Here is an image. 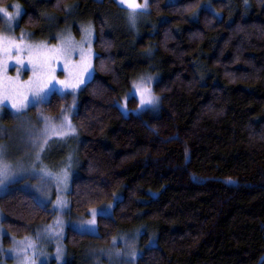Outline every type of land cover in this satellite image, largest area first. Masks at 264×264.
I'll return each instance as SVG.
<instances>
[{"label":"trees","instance_id":"obj_1","mask_svg":"<svg viewBox=\"0 0 264 264\" xmlns=\"http://www.w3.org/2000/svg\"><path fill=\"white\" fill-rule=\"evenodd\" d=\"M14 2L33 40L94 30L91 79L40 108L73 109L70 213L114 203L97 234L67 230L63 264H110L103 251L136 234L130 264H264V0H148L135 22L116 0L0 5ZM147 79L156 101L141 107ZM0 211L5 245L55 215L17 186Z\"/></svg>","mask_w":264,"mask_h":264},{"label":"rangeland","instance_id":"obj_2","mask_svg":"<svg viewBox=\"0 0 264 264\" xmlns=\"http://www.w3.org/2000/svg\"><path fill=\"white\" fill-rule=\"evenodd\" d=\"M116 1L129 11L134 22L148 8L133 13L128 7L133 0ZM134 2L144 4L145 0ZM17 5L19 15H16ZM206 6L211 8L210 4ZM0 9L14 16L9 25L7 17L0 12V117L4 107L11 112V116L0 120V161L8 166L7 179L0 177L4 180L0 184V197L17 186L55 212L49 220L38 224L32 235L12 238L10 244L5 245L0 211V264H50L51 261L63 264L67 230L97 234V217L111 215L114 203L92 208L87 216L70 213L68 192L79 162L78 131L71 118L73 109L54 118L40 108L53 93L76 95L91 79L94 30L90 24L80 25L79 36L66 32L54 43L33 40L29 31L19 28L23 13L19 3L0 5ZM36 91H40L39 96H33ZM132 93L141 107H149L156 101L150 79L135 85ZM142 97L154 98V102L142 104ZM13 104L26 107L17 111ZM93 219L95 223L89 225L87 221ZM138 247L136 234L118 240L111 249L103 251V255L110 264H130L140 253Z\"/></svg>","mask_w":264,"mask_h":264},{"label":"snow or ice","instance_id":"obj_3","mask_svg":"<svg viewBox=\"0 0 264 264\" xmlns=\"http://www.w3.org/2000/svg\"><path fill=\"white\" fill-rule=\"evenodd\" d=\"M121 2L123 3L124 0H121ZM147 6H148L147 0H145L144 4H137V3L134 2V0H133V2L128 3V7L132 10L133 13H135V11L137 9L146 8ZM16 8H17L16 15H19V6L17 5ZM0 12H2L3 15L7 17V23L9 25H11V23H12V21L14 19L13 14L5 11L4 9H0ZM6 51H7V49H6ZM50 83H51V81H49V84ZM45 87H47V85H45ZM39 95H40V91H36V92L33 93V96H39ZM153 102H154V98H151V97H149L147 99H144L142 97V99H141V103L142 104H152ZM12 107L16 108L17 111H20V109L22 107H26V105L25 104H21V105L13 104ZM0 156H2V149H0ZM7 176H8V166H7V164H5L2 161H0V177H3L4 179H7ZM3 182H4V180L0 179V184H2ZM87 223L89 225L94 224L95 220L93 219V220L87 221Z\"/></svg>","mask_w":264,"mask_h":264},{"label":"flooded vegetation","instance_id":"obj_4","mask_svg":"<svg viewBox=\"0 0 264 264\" xmlns=\"http://www.w3.org/2000/svg\"><path fill=\"white\" fill-rule=\"evenodd\" d=\"M1 117H0V120H3V119H5L7 116L9 117V116H11V112L9 111V109H7V108H2V111H1Z\"/></svg>","mask_w":264,"mask_h":264}]
</instances>
